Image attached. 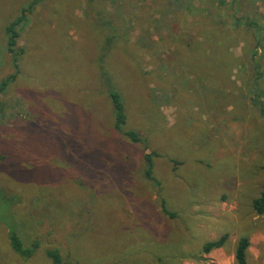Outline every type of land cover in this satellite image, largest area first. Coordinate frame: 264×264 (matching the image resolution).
Instances as JSON below:
<instances>
[{
    "label": "rangeland",
    "instance_id": "obj_1",
    "mask_svg": "<svg viewBox=\"0 0 264 264\" xmlns=\"http://www.w3.org/2000/svg\"><path fill=\"white\" fill-rule=\"evenodd\" d=\"M31 1L0 0V81L16 71L5 26ZM18 31L0 90V264H237L243 236L247 264H264V0H43ZM209 43L230 44V67L209 64ZM104 79L141 141L115 128ZM12 233L38 242L30 257Z\"/></svg>",
    "mask_w": 264,
    "mask_h": 264
},
{
    "label": "trees",
    "instance_id": "obj_2",
    "mask_svg": "<svg viewBox=\"0 0 264 264\" xmlns=\"http://www.w3.org/2000/svg\"><path fill=\"white\" fill-rule=\"evenodd\" d=\"M40 1H43V0H32L27 6L21 9V12L17 17H15L11 22H9L5 26V34L7 36L6 50L12 55V59H13L16 71H14L10 75H8V77L0 81V90H3L7 86L9 81L14 79L17 75L16 65H17L18 55L22 53L23 51L22 49L17 48V38L19 37L18 27L24 20H26L27 15L33 10V8ZM218 29L219 27L216 29L215 32L221 34L223 38H226V33L225 32L221 33V30H218ZM157 39H159V36L157 37ZM198 46L199 45H195L194 48ZM229 48H230V44L226 45L224 48H218L212 43H209L208 48L206 50V57L209 60L211 58L216 57V59L213 60V64L211 63L209 64L213 66L217 65L219 67H222L223 65L228 64V67H230L232 65L231 62L234 59V55L229 56V54L232 53ZM220 49H224V52L226 54L223 55V54L217 53L214 56H211L214 51H218ZM251 55H252L251 56L252 60H255L256 51L254 50ZM255 63L257 65H252V69L257 70L258 61L255 60ZM260 76H261V73L259 70H257V75L253 78L251 77V79L248 81V86L250 87L251 90L254 91V93H256L257 98L262 93L260 90V84H259V80L261 78ZM104 81L109 85L108 95L110 97V101H111L112 108H113L115 128L120 130L125 136H127L133 142L141 141L140 133L138 131L123 129V125L126 123V113H125L123 100L119 92L115 88L110 86L108 79H104ZM252 102L258 106L261 112H264V105L262 104L260 100H255L254 98H252ZM155 155H157V153L146 149L143 156H144V161L146 164L145 176L146 178L150 180H154L156 182V179L153 176V162H152V157ZM252 206L258 214L264 213V189L259 193V195L256 198L253 199ZM162 210L169 215H174L173 212H169L166 210L163 202H162ZM226 239H227V234H222L216 240L204 242L202 246L203 252L208 253L214 248L221 247L226 241ZM9 240H10L12 249L25 258L30 257L35 251V249L38 247L37 241H34L30 247H27V248L24 247L20 238L15 233L10 234ZM248 246H249V240L246 236L240 237L237 240L236 247H235V259H236L237 264H247L246 250ZM47 255L53 260V262L55 263L60 262V256L56 249L48 250Z\"/></svg>",
    "mask_w": 264,
    "mask_h": 264
}]
</instances>
